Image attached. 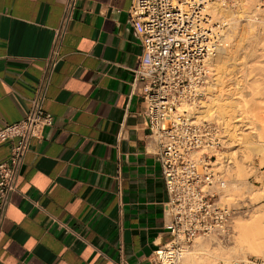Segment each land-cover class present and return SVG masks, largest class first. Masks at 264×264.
I'll use <instances>...</instances> for the list:
<instances>
[{
    "label": "crops",
    "instance_id": "0c3cea01",
    "mask_svg": "<svg viewBox=\"0 0 264 264\" xmlns=\"http://www.w3.org/2000/svg\"><path fill=\"white\" fill-rule=\"evenodd\" d=\"M133 0H79L0 235V264H150L171 239L159 156L133 88ZM66 0H0V127L22 120ZM12 143L0 142V160Z\"/></svg>",
    "mask_w": 264,
    "mask_h": 264
},
{
    "label": "built area",
    "instance_id": "2783aa9c",
    "mask_svg": "<svg viewBox=\"0 0 264 264\" xmlns=\"http://www.w3.org/2000/svg\"><path fill=\"white\" fill-rule=\"evenodd\" d=\"M241 0H133L129 20L143 52L132 86L142 97L149 137L157 152L168 198L164 214L171 239L158 244L150 264H183L185 253L202 237L230 236L236 209L221 202L228 180L216 164L232 145L228 129L218 121L202 119L185 107L198 104L214 79L213 57L225 44L226 22L215 21L208 5L235 7ZM79 0H66L55 30L48 70L31 99V108L18 122L0 127V142L12 143L9 156L0 160V235L32 140L42 141L53 115L44 109L47 87L60 59V47L74 18ZM264 11V0L259 7ZM225 164L231 163L224 157ZM216 264H264V258L247 255Z\"/></svg>",
    "mask_w": 264,
    "mask_h": 264
},
{
    "label": "rangeland",
    "instance_id": "374dc122",
    "mask_svg": "<svg viewBox=\"0 0 264 264\" xmlns=\"http://www.w3.org/2000/svg\"><path fill=\"white\" fill-rule=\"evenodd\" d=\"M261 1L251 0L250 3L244 5L240 14L236 16L239 18L238 25L242 31L244 30L245 32L250 26L246 30L250 35L260 34L257 46L256 44L250 45L249 39L243 42H240L238 38L232 39L231 46H229L230 49L232 48V50H229V60L214 66V76L218 81L216 88L219 87L216 91H222H217L216 93L222 95L224 101H222V111H225L223 113L225 115H223L222 119H212V117H204V119L222 122L228 129L229 137H234H230L233 142L227 150V153L230 152V154L225 156L232 160L231 165L228 164L218 169L222 172L223 170L225 171L223 174L228 180L229 188L223 194H229L227 196L228 199L224 198L221 202L234 207L236 213L231 223L229 238L222 239L218 235L210 237L200 236L190 247L189 251L195 250L198 239H201L211 250L215 251V259L210 260L207 264H216L222 260L235 259L247 255H256L264 258L263 255L256 251H251V253L247 251L244 256H237L233 252L236 244H248L253 233L257 237L261 236L264 239V11L258 8ZM238 8L239 6L237 5L232 9L235 12H239ZM225 42L227 44L229 40ZM243 82L246 84L244 89L246 96L244 97L245 102H243L245 104L239 108L236 104L237 102L233 103L235 101H233V98L231 99V93L234 92L232 90H236V87L238 89ZM228 99H230L232 103L230 104L233 108L234 105H237L236 110L229 106ZM238 109L243 110L244 119L241 118L242 115H240L239 119L238 113L240 110L238 111ZM238 120H241L240 122L243 125ZM233 151L235 153L234 156H232ZM224 153L222 157L226 155V152ZM235 156L237 160L234 159ZM236 163H238L237 168L240 167L242 170L240 176L235 175L236 168L234 169V164Z\"/></svg>",
    "mask_w": 264,
    "mask_h": 264
},
{
    "label": "bare ground",
    "instance_id": "6f19581e",
    "mask_svg": "<svg viewBox=\"0 0 264 264\" xmlns=\"http://www.w3.org/2000/svg\"><path fill=\"white\" fill-rule=\"evenodd\" d=\"M241 1L238 4V6H239L238 10H240L239 12H237V11L235 12L231 7L222 6L219 3H212V4L208 5V10L210 11V13L213 16L215 21H218V22H221V21H225L226 22L227 21V23L229 24L228 25V29L224 31V41L229 40V42L227 44L225 42V44L219 49L218 53L213 57L212 65H214V66L216 64L220 63V62H223L225 60H229V57H230L229 50H232V48L230 49L229 46H231L230 43L232 42V39L238 38L240 42H243V41L249 39L250 45L253 46V45L256 44V46H257L258 38H259L260 34L257 33V34H253V36H252V35L249 34V32L246 31V30H248V28L250 26L244 32V30L242 31V29H240V27L238 25V19L239 18H237L236 16H238L240 14V12L243 9L244 5L247 4V3H250L251 0H244V1H242V3H241ZM229 29H230V31H229ZM217 84H218V81L214 77L213 81L210 83L209 93H208L207 98L205 100L201 101L198 104H195V103L194 104H188L187 103V104H185V107L190 109V110H192V111H194V112L199 113V115H200V117L202 119L204 117H208V118L212 117V119L213 118L222 119L223 115H225V114H223V113H225V111L224 112L222 111V105H223V103H222V101H223L222 95L220 93L219 94L216 93L217 91H219V90L216 91V89L219 88V87L216 88ZM237 85H239V84H237ZM239 86L240 87L238 89L236 87L235 88L236 90H232V91H234L233 93H231V91H230V93L232 95L229 94V93L228 94L231 95L232 96L231 99L233 98V101H235L233 103L237 102L236 104L240 108L241 106H243V104H245L243 102H245V98L244 97L246 96V94H245L246 91L244 89H245L246 84L243 82ZM230 87L232 88V86H230ZM210 91H211V93H210ZM228 100H229L228 103L230 104L231 101H230V99H228ZM231 104L229 105L230 107H232ZM237 105H234V108L232 107V109L236 110L237 109ZM230 107H228V108L231 109ZM238 111H239L238 115H239V119H240V115H242L243 110L242 109H238ZM245 111H246V109H245ZM227 114H229V113H227ZM243 117H245V116L242 115L241 118H243ZM243 119H242V121H243ZM236 121H237V118H236ZM241 124L243 125V123H241ZM241 124H239V125L242 126ZM231 138H234V137H231ZM223 154H225V153H223ZM227 154H230V152L229 153L226 152V155H224V157L227 156ZM234 155H235V153L233 151L232 156H234ZM234 159L237 160L236 156H235ZM233 163H232V165H233ZM216 164H217L218 168H223V167L226 166L225 160H223V157L220 156V155L217 158ZM237 164L238 163L234 164V169L236 168V174L235 173L234 174L236 176H240V173L242 172V170L240 169V167L237 168ZM232 170H233V168H232ZM223 172H225V171L223 170ZM228 195L229 194L222 195L221 200L222 199L224 200V198L228 199V197H227ZM261 233H263V232H261ZM189 249H187V251L185 253V258H184V261H183L184 264H207L208 262H210V260L215 259L214 257H216L215 251L211 250V248L208 247L206 243L201 241V239H198L197 247H196L195 250H190L189 251ZM247 251L250 252V253H251V251H256L257 253H260L261 255L264 256V239L261 236L257 237V235L253 233V234H251V237L249 239V243L248 244L247 243H238L233 248V252L237 256L238 255L244 256L245 255L244 253L247 252ZM229 260H232V259H226V260H222V261H229Z\"/></svg>",
    "mask_w": 264,
    "mask_h": 264
}]
</instances>
